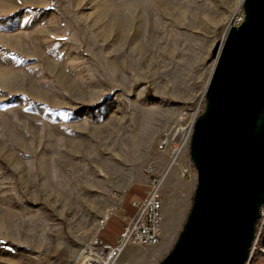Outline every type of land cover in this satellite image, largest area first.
<instances>
[{"label":"rangeland","instance_id":"1","mask_svg":"<svg viewBox=\"0 0 264 264\" xmlns=\"http://www.w3.org/2000/svg\"><path fill=\"white\" fill-rule=\"evenodd\" d=\"M242 2L0 0V264H76L152 171L169 172L162 241L117 264L171 251L198 181L179 164Z\"/></svg>","mask_w":264,"mask_h":264},{"label":"water","instance_id":"2","mask_svg":"<svg viewBox=\"0 0 264 264\" xmlns=\"http://www.w3.org/2000/svg\"><path fill=\"white\" fill-rule=\"evenodd\" d=\"M215 44L190 156L197 186L171 251L158 264H245L264 206V0Z\"/></svg>","mask_w":264,"mask_h":264},{"label":"built area","instance_id":"3","mask_svg":"<svg viewBox=\"0 0 264 264\" xmlns=\"http://www.w3.org/2000/svg\"><path fill=\"white\" fill-rule=\"evenodd\" d=\"M244 20L245 12L243 7H240L232 16L229 28L239 26ZM197 113H199V110ZM198 115L196 114L195 119ZM163 148L165 147L163 146ZM181 148L178 147L173 150L172 162H177ZM170 165L167 170L171 167ZM179 169L183 178H191L196 174L193 163H180ZM166 176L167 171L163 174L155 171L151 172L147 182L145 197L141 200L132 201V205L136 211L133 214L125 212L123 216L124 226L115 243H105L99 237V232L108 220L116 214L114 211L109 210L106 214L107 216H104L101 220L97 235L85 245L76 264H117L123 250L130 245H158L163 238L164 198L162 188ZM261 259H264V206L261 208V216L258 220L257 231L250 249L249 259L245 264H256Z\"/></svg>","mask_w":264,"mask_h":264},{"label":"crops","instance_id":"4","mask_svg":"<svg viewBox=\"0 0 264 264\" xmlns=\"http://www.w3.org/2000/svg\"><path fill=\"white\" fill-rule=\"evenodd\" d=\"M174 166H172L171 168H173ZM170 168V170H171ZM176 170L174 171V175L175 173L178 172V169L175 168ZM169 170V171H170ZM169 174V172H168ZM168 174L166 176L165 181L167 180ZM148 176L147 177H143L140 181L136 182L135 184H132L129 189L126 191V194L128 193V191H130L129 195H130V201L132 203L133 200H141L145 197V186H146V182L148 181ZM165 183V182H164ZM169 183V182H168ZM125 209L124 208H120L118 209V211L116 212L115 215H113L111 217L110 223H106L107 226L99 232V237L101 238V240L105 243H115L121 230H122V226H123V222H122V218L125 214ZM115 220L117 225L116 227L113 226V221ZM111 224V226H110ZM109 229V230H108ZM256 264H264V259L259 260Z\"/></svg>","mask_w":264,"mask_h":264},{"label":"trees","instance_id":"5","mask_svg":"<svg viewBox=\"0 0 264 264\" xmlns=\"http://www.w3.org/2000/svg\"><path fill=\"white\" fill-rule=\"evenodd\" d=\"M124 207L126 208L125 209L126 213L133 214L136 211V209L133 207L129 197H127L126 200L124 201ZM110 220H111V218L108 220L107 224L110 222ZM122 222H123V218H122ZM107 224H106V226H107ZM123 226H124V222H123ZM123 226H122V228H123Z\"/></svg>","mask_w":264,"mask_h":264},{"label":"bare ground","instance_id":"6","mask_svg":"<svg viewBox=\"0 0 264 264\" xmlns=\"http://www.w3.org/2000/svg\"><path fill=\"white\" fill-rule=\"evenodd\" d=\"M200 17H202V16H200ZM200 17H198V18H200ZM202 19V18H201ZM206 20V19H205ZM207 21V20H206ZM206 23V22H205ZM143 25V24H142ZM165 25V24H164ZM186 25V24H185ZM202 25H204V26H210V24H202ZM179 26V25H178ZM143 27V26H142ZM168 27V26H167ZM188 28V27H187ZM168 34V33H167ZM169 35V34H168ZM107 216V215H106Z\"/></svg>","mask_w":264,"mask_h":264}]
</instances>
